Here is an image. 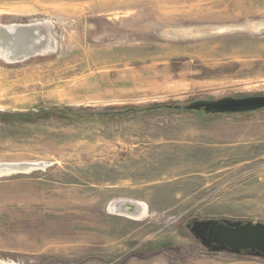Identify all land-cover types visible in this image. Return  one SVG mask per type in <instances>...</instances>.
Here are the masks:
<instances>
[{
  "label": "rangeland",
  "instance_id": "rangeland-1",
  "mask_svg": "<svg viewBox=\"0 0 264 264\" xmlns=\"http://www.w3.org/2000/svg\"><path fill=\"white\" fill-rule=\"evenodd\" d=\"M0 39V163L34 166L0 264H264L226 239L264 230V109L186 108L264 95V0H0Z\"/></svg>",
  "mask_w": 264,
  "mask_h": 264
},
{
  "label": "water",
  "instance_id": "water-1",
  "mask_svg": "<svg viewBox=\"0 0 264 264\" xmlns=\"http://www.w3.org/2000/svg\"><path fill=\"white\" fill-rule=\"evenodd\" d=\"M186 108L193 111L203 110L204 113H245L264 109V95L243 96L237 98L224 97L217 100H200L186 105ZM128 206L132 209L131 205ZM261 229L262 228L251 226L243 228L238 233L233 234L234 239H228L226 236H224V238L232 242L234 241V243L242 242L248 244L250 241H255L259 243L260 246L264 247V230ZM216 239L220 238L216 237Z\"/></svg>",
  "mask_w": 264,
  "mask_h": 264
},
{
  "label": "bare ground",
  "instance_id": "bare-ground-1",
  "mask_svg": "<svg viewBox=\"0 0 264 264\" xmlns=\"http://www.w3.org/2000/svg\"><path fill=\"white\" fill-rule=\"evenodd\" d=\"M8 34H10L12 37H11V40H10V44H14L16 45V41L18 40V38L21 37H24V36H31L33 32H35L36 29H34L33 27L29 26V25H23V24H14V25H11L9 26L8 28H6ZM27 40V39H26ZM1 40L0 39V43H1ZM26 43V41L24 42ZM21 45V44H20ZM27 45V43H26ZM22 47H24L23 45H21ZM28 46V45H27ZM0 47L2 49H5L4 45L3 44H0ZM0 48L1 51H4ZM9 49H14V48H9ZM25 49V47H24ZM17 50H15L14 52H16ZM36 165V164H35ZM31 167H34L32 166V164H24V163H0V174H4V173H11V172H15V171H19V170H28L29 168ZM36 167V166H35ZM128 201V200H127ZM126 203V202H125ZM131 206H132V209H130L131 211H133L135 209L134 206H136V202H130ZM115 206V205H114ZM140 206L142 207V212H146L147 210V206L146 204L144 203H140ZM110 207H112V205H110ZM109 207V208H110ZM137 207V206H136ZM123 208V207H122ZM125 208H129V206L127 204H125ZM126 210V211H127ZM117 211V209H116ZM125 211V210H124ZM130 211V212H131ZM120 212V211H119ZM115 213V212H114ZM124 214V213H123ZM132 214V213H131ZM131 214H129L131 216ZM225 239V238H224Z\"/></svg>",
  "mask_w": 264,
  "mask_h": 264
},
{
  "label": "crops",
  "instance_id": "crops-1",
  "mask_svg": "<svg viewBox=\"0 0 264 264\" xmlns=\"http://www.w3.org/2000/svg\"><path fill=\"white\" fill-rule=\"evenodd\" d=\"M222 115H224V114H222V113H203V114H201L199 116H202L204 118H210V117L222 116Z\"/></svg>",
  "mask_w": 264,
  "mask_h": 264
},
{
  "label": "trees",
  "instance_id": "trees-1",
  "mask_svg": "<svg viewBox=\"0 0 264 264\" xmlns=\"http://www.w3.org/2000/svg\"><path fill=\"white\" fill-rule=\"evenodd\" d=\"M231 114H238V113H231Z\"/></svg>",
  "mask_w": 264,
  "mask_h": 264
}]
</instances>
